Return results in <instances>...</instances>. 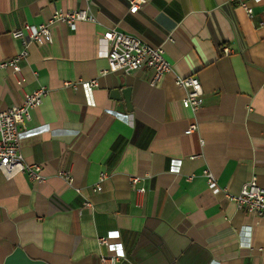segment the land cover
<instances>
[{
	"label": "crops",
	"instance_id": "obj_1",
	"mask_svg": "<svg viewBox=\"0 0 264 264\" xmlns=\"http://www.w3.org/2000/svg\"><path fill=\"white\" fill-rule=\"evenodd\" d=\"M129 8V0H0V63L21 50L13 31L54 11L86 10L95 20L53 24L51 43L31 44L19 62L21 87L0 68V110L47 91L19 149L45 182L0 172V264H99L111 253L98 239L109 235L123 255L116 264H264V220L226 197L253 178L264 189V0L252 19L230 0ZM111 29L162 47L171 71L155 84L144 69L101 75ZM177 76L201 85L195 113ZM92 80L88 96L81 83ZM126 89L131 113L117 111ZM205 170L225 192L208 188Z\"/></svg>",
	"mask_w": 264,
	"mask_h": 264
},
{
	"label": "built area",
	"instance_id": "obj_2",
	"mask_svg": "<svg viewBox=\"0 0 264 264\" xmlns=\"http://www.w3.org/2000/svg\"><path fill=\"white\" fill-rule=\"evenodd\" d=\"M243 10L248 19L253 18V6L262 0H230ZM144 0H129L130 13H136ZM94 17L86 10L72 11H54L51 17L37 26L24 25L11 33V37L18 40L21 44L20 52L11 60L0 63V68L11 69L16 84L22 86L25 81L21 76L19 62L28 55V47L31 44L43 45L51 43V27L55 23H61L70 29L74 28L76 23L91 22ZM102 40L107 46V68L101 71V75L107 73L128 74L144 69L151 75V84L158 81L171 71V65L167 62L162 47L151 46L139 38L121 33L114 29L106 30L102 34ZM224 55L229 54L227 48L222 50ZM174 83L177 87L184 90L182 104L195 113L201 107L202 89L197 78L193 76L175 77ZM68 84V83H67ZM66 84V85H67ZM86 95L90 96L91 89L96 87V80L87 83H81ZM47 95L44 88L31 93H23L22 103L19 106H13L0 110V172L5 180L13 179L19 174H26L28 180L34 183H44L45 177L41 173V167L38 164H26L20 155V140L23 134L24 123L29 120L30 111L39 107L43 98ZM197 124H191L187 133L197 132ZM59 176L63 177L68 184L71 183L70 174L67 171H60ZM203 176L206 179L208 188L214 193L225 192L216 184V178L213 174L205 170ZM103 178V175L100 177ZM133 179V183L137 181ZM99 190V187L96 189ZM142 194L143 190H138ZM227 199L234 203L237 209L250 214L257 219L264 220V189L257 186L253 178L242 186L237 194L226 193ZM84 208H89L88 203L83 204ZM113 237H101L98 243L101 246L109 248L111 254L101 255L99 264H116L123 257L120 247L113 245L109 239Z\"/></svg>",
	"mask_w": 264,
	"mask_h": 264
},
{
	"label": "water",
	"instance_id": "obj_3",
	"mask_svg": "<svg viewBox=\"0 0 264 264\" xmlns=\"http://www.w3.org/2000/svg\"><path fill=\"white\" fill-rule=\"evenodd\" d=\"M129 89H126L124 91L121 92L122 94V99H123V104L119 107H117V111L119 112H128V113H131L132 112V106H131V102H130V93H129ZM115 100L119 101V97L116 96V93H115Z\"/></svg>",
	"mask_w": 264,
	"mask_h": 264
}]
</instances>
